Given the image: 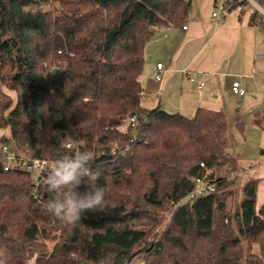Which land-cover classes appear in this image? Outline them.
I'll return each mask as SVG.
<instances>
[{
    "label": "trees",
    "instance_id": "obj_1",
    "mask_svg": "<svg viewBox=\"0 0 264 264\" xmlns=\"http://www.w3.org/2000/svg\"><path fill=\"white\" fill-rule=\"evenodd\" d=\"M191 7L0 0V131L11 133L0 147L10 142L52 164L90 149L107 189L102 212L65 223L46 210L45 182L36 199L32 176L6 172L0 154L8 264H264V179L239 183L226 114L199 108L189 118L143 107L145 49L157 31L182 27ZM198 178L216 190L187 199Z\"/></svg>",
    "mask_w": 264,
    "mask_h": 264
},
{
    "label": "crops",
    "instance_id": "obj_2",
    "mask_svg": "<svg viewBox=\"0 0 264 264\" xmlns=\"http://www.w3.org/2000/svg\"><path fill=\"white\" fill-rule=\"evenodd\" d=\"M191 3L185 24L157 31L145 49L141 76L143 107L184 116L194 115L199 108L226 113L229 109L224 102L226 93L241 100L237 104L239 112L249 91L264 95V30L255 17L238 10L228 13L223 22L214 23L211 13L215 0H191ZM159 63L165 65L161 83L155 80ZM237 81L246 92L243 97L232 91ZM201 82L204 85L199 88ZM258 107H261L258 115H263L264 104L260 102ZM246 113L253 112L244 110L237 120L241 122ZM261 151L259 164L248 170L239 164L242 170L239 177L255 173L257 176L251 178L264 179V150Z\"/></svg>",
    "mask_w": 264,
    "mask_h": 264
},
{
    "label": "clouds",
    "instance_id": "obj_3",
    "mask_svg": "<svg viewBox=\"0 0 264 264\" xmlns=\"http://www.w3.org/2000/svg\"><path fill=\"white\" fill-rule=\"evenodd\" d=\"M94 159V152L85 149L53 162L45 179L47 190L52 194L46 210L62 222L75 224L85 213L104 210L107 189L98 183L101 171L92 170ZM82 184L87 188L84 192L78 191ZM0 264H8V251L3 246H0Z\"/></svg>",
    "mask_w": 264,
    "mask_h": 264
},
{
    "label": "built area",
    "instance_id": "obj_4",
    "mask_svg": "<svg viewBox=\"0 0 264 264\" xmlns=\"http://www.w3.org/2000/svg\"><path fill=\"white\" fill-rule=\"evenodd\" d=\"M238 10L242 13L253 16L257 19V22L261 25L264 30V4L262 0H215L214 8L211 13V20L214 23H221L224 21L225 16L234 11ZM187 29L186 26L183 27ZM165 65L159 63L157 65V75L155 80L157 83H161L164 78ZM191 82H195V78L189 76ZM203 82L199 84V88L203 87ZM232 91L235 95L243 97L246 92L242 88L239 81L234 82ZM131 123L136 125L134 119ZM72 144H69L67 148H71ZM0 154L3 158L4 170L6 172H24L32 176L34 182V195L38 199L41 185L44 184L47 174L52 166V163L44 160H34L30 157L22 155L12 147L9 142L2 144L0 147ZM204 168V165L201 164ZM216 190V184L208 182L205 178L196 179L195 189L186 197L187 199L198 198L201 196L208 195Z\"/></svg>",
    "mask_w": 264,
    "mask_h": 264
},
{
    "label": "rangeland",
    "instance_id": "obj_5",
    "mask_svg": "<svg viewBox=\"0 0 264 264\" xmlns=\"http://www.w3.org/2000/svg\"><path fill=\"white\" fill-rule=\"evenodd\" d=\"M224 95V102L226 106L229 108L226 110V115L229 124V135L231 138V144L228 149L233 156H235L239 164L246 170L249 169L251 166H255L259 164L262 159V151L264 150V121L261 125L255 123V119L259 116L258 114L261 113V107H258L260 102L264 104L263 97L264 95H260L259 92L251 93L248 92V95L245 97L246 101L243 100L245 104L239 112H237V104L241 101L238 98L232 96L231 94H223ZM14 99L16 101L15 94H13ZM244 99V98H243ZM215 102V101H214ZM252 110V114H248L241 122L237 120L238 114L243 113V111ZM193 115H189L186 117H192ZM0 136H5L7 139H11V133L9 130H2L0 131ZM12 147L15 150H18L16 145L12 144ZM18 152L22 155V151ZM257 176L255 173H248L244 174L242 177H239V183L243 184L246 180L251 177ZM243 197L242 191L238 192L237 200L240 201ZM233 206L234 201L232 198ZM257 204L260 207L264 204V182L260 185ZM258 253V247L255 250ZM135 264H145L142 261H137Z\"/></svg>",
    "mask_w": 264,
    "mask_h": 264
},
{
    "label": "water",
    "instance_id": "obj_6",
    "mask_svg": "<svg viewBox=\"0 0 264 264\" xmlns=\"http://www.w3.org/2000/svg\"><path fill=\"white\" fill-rule=\"evenodd\" d=\"M57 72V70H54V73H56ZM8 145H9V143H8Z\"/></svg>",
    "mask_w": 264,
    "mask_h": 264
}]
</instances>
